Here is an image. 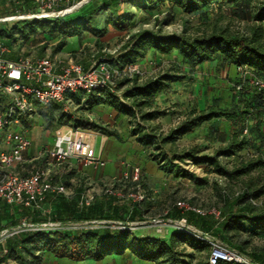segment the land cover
Returning <instances> with one entry per match:
<instances>
[{"label":"trees","instance_id":"trees-1","mask_svg":"<svg viewBox=\"0 0 264 264\" xmlns=\"http://www.w3.org/2000/svg\"><path fill=\"white\" fill-rule=\"evenodd\" d=\"M126 3H131V8H124ZM224 6H228L232 15L237 19L256 24L249 36L230 33L226 29H214L207 34L192 37L161 35L159 32L145 29L131 32L127 37L124 50L118 57L108 59L106 56L96 55L95 61L107 58L118 68L126 64H136L143 72V76L136 75L133 78H123L117 81L114 85V93L102 90L89 95H69L66 98V105L79 106L87 110L109 106L126 116L139 115V121L147 124L166 115L164 110L153 107L154 97L184 78L180 74L161 72L165 65L174 64L178 67L187 65L194 68L220 59L223 63L234 66L238 75V81L233 89V99L236 104L229 109L210 106L206 110L189 116L172 127L161 138L159 144H162L161 146L174 144L193 129L215 119L224 118L239 125L224 146L215 149L210 154L202 153L198 150L199 148L194 149L193 147L183 152L182 155L174 154L170 158H164L160 153L162 147L154 145L156 136L149 131L146 132V126L137 124L130 128L129 134L140 146L157 150V154L152 155V160L156 161L159 158L157 160L160 163L159 167L177 180L195 178L180 168L178 163L182 161L192 162L196 167L205 171L211 169L228 180H238L248 176L258 166L264 164L262 155L251 149L254 141H260L259 147L261 145L264 147V133L261 132L264 125L259 127V118L264 116V92L256 91L250 84L251 76L264 81V42H262L264 38V0H90L80 8L79 14L46 19L48 23L39 26L42 29L46 28L47 32L58 40L57 50L66 44L67 38L85 35L91 37L96 48L103 50L102 38L110 33L125 30L129 22L134 20L135 13L131 9L152 11L154 20L160 14H169L167 15L169 19L165 22L169 25L173 18V14H170L172 11L179 10L182 14L190 16L204 15L210 21V15ZM36 11V0H0V18ZM71 17H73L72 20L64 21ZM141 21L145 22V19L142 18ZM24 22L26 20L17 21L15 25ZM35 24L32 23L29 28L33 30ZM13 29L16 30L15 27ZM8 32L7 34V30H0V40L2 35L10 37L11 30ZM18 32L25 40L29 38L25 29ZM149 52L160 56L157 60L152 58L147 63L157 70V74L151 76L141 67ZM5 57L16 59L17 55L7 54ZM240 69L248 71L251 75L250 79L243 82L238 72ZM122 88L126 89L121 92ZM8 103V99L0 93V104L5 107ZM55 105L59 109L63 107L60 104ZM150 129L154 130L152 127ZM245 130L246 134H244ZM253 130L259 131L260 134L257 137L260 139L256 140ZM222 163H231L233 167L227 169ZM262 198H264V185L255 187L251 181H248L245 189L237 193L235 197L229 198L228 195H223L224 201L218 211V217L210 213L197 215L191 212L185 213L184 217L188 224L210 234L229 249L248 258L252 263L264 264V250L251 248L250 245L254 238L264 239V201ZM114 200L104 197L88 207L81 208L77 206L74 198L65 199L61 196L49 195L37 209L0 202V229L16 225L22 218H28L32 222H42L48 217L57 221H125L128 219L132 222L143 217V213L139 211L141 203L132 205L128 217H125L122 207L111 205ZM259 201H261L260 204ZM45 210L49 212L47 217L43 214ZM172 210L173 217L170 218L179 219L183 216L176 209ZM4 221L5 224H3ZM176 242L195 250L205 251L209 255L208 244L178 230L171 235L168 242L146 237L137 238L131 236L129 231L44 230L24 232L7 240L4 246L7 253L2 255L0 248V261L6 259L14 264H41L42 252L49 253L55 258H67L75 262L85 259L100 260L106 255L123 253L130 249L138 258L157 264H193L191 255H183L176 251ZM218 264L232 263L219 262Z\"/></svg>","mask_w":264,"mask_h":264},{"label":"rangeland","instance_id":"rangeland-1","mask_svg":"<svg viewBox=\"0 0 264 264\" xmlns=\"http://www.w3.org/2000/svg\"><path fill=\"white\" fill-rule=\"evenodd\" d=\"M124 8H131V3H126ZM131 10L133 13H135L134 20L129 22V25L125 30L117 33L113 32L116 33L117 36L105 43L104 48L110 52H108V54L104 52L107 55L118 57V55L124 50L126 46L127 37L131 32L137 31L139 29L152 30L154 32H159L161 35H178L184 37L207 34L214 29H226L230 33L249 36L253 27L256 25L251 21H242L241 19L234 17L228 6L217 9V11L210 15V21H208V18L204 15L190 16L182 14L179 10H175L170 12V14H173V18L169 22V25L165 24V22L169 19L167 16L169 14H160L154 20V12L152 11L144 12L143 10ZM79 11L81 10H75L68 16L77 15L79 14ZM27 13L25 12L17 14L26 15ZM142 18L145 19V22L141 21ZM72 19L73 17L66 18L64 21H69ZM36 21L38 22L26 20V22L16 25V21L0 23V30H7V34L9 33L8 31L11 30L10 37H6L5 35L1 36L0 43H2V46L5 49L4 53H7L8 51L9 53L16 54L17 59L29 58L32 60L50 56V50L57 48L56 44H54L57 39L53 38L50 33L47 32L46 28L42 29L39 26L43 23H48V20ZM32 23H36V26L33 27V30L29 28ZM13 27H15L17 31L13 29ZM24 29L29 36L27 40H25L22 34L18 32ZM86 40L88 41V38ZM262 42H264V38H262ZM86 50V56L91 54L96 56L98 52H101V50L95 46L87 48ZM73 61H75V59ZM164 71L168 72L169 68L167 67L164 69ZM125 89L126 88H122L120 91L122 92ZM2 109L3 105L0 104V110ZM169 113H173V111L169 109ZM103 115H107L106 117L109 121H116L117 127L115 130H113L112 128H108L106 123L101 122L103 127L101 132L103 134H94L93 131H95L98 127V124L94 125V118L99 119ZM123 116L125 115L119 116L109 106H103L101 112H97L94 109L87 110L79 106H68L65 112L64 110L57 108L54 104L51 107L49 106V108H38L32 119L29 121L24 120L22 122V125L28 131V138L31 143L29 150H31L32 153L30 157L25 160V162L18 166V169L16 168V172L19 174H27L34 168L40 167L50 173L54 183H58L60 174L59 170L61 167L56 166L54 163H48L45 157L37 160H31L32 156L35 157L43 149L53 146L55 141V132L57 130H60L63 133L68 129L78 127L84 130H90L92 132H86L83 141L84 143L89 144L92 149H94L95 157L101 158V160L106 163L107 166L96 169L95 171H92L91 168L85 166L86 168H89L84 170L86 175L85 177L81 176L82 172L79 170L72 169L67 171V174L63 176L65 177L64 181L66 182V185L68 187H72L73 189L77 187V190L85 193L93 189L92 193H94V203L95 201H99V198H104L101 196V192L105 187L113 186L116 188L118 186H124L126 193L133 191L134 185L128 183L123 185L122 183V173L124 168L121 163L125 162L130 165H139L140 169L142 170V178L139 187L146 199L140 204L139 207V211L143 213V217L140 218V220L132 221L134 223H138V225L133 227V230L129 231V234L137 238L146 237L166 242L169 241L171 235L178 229L172 226H163L162 228L154 226L155 222H153V220L166 219L167 217L163 214L173 202H176L177 200H183L190 205L199 208L205 213H212L213 211L218 213L219 209L223 205L224 194L228 195L229 198L235 197L237 193H240L245 189L248 181H251L255 187L264 185V164L258 166L248 176L238 180H228L219 176L211 169L205 171L196 167L192 162L182 161L181 163H178L180 168L187 171L195 178H190V180L184 181L183 185L178 184V189L173 190L174 194L171 192V194L168 195L165 192H161V187L163 184H167L170 174L165 173L159 167L160 163L157 161L159 158L156 161L150 160L148 158L150 156L152 157L153 154H157V150H153L152 147L141 148L142 146L133 140V137L128 135L127 126L130 128L137 124L140 126H146L145 131H149L156 136L154 142L155 146L162 145L159 144L160 140L164 136L163 134L168 132V129L160 133L159 130L162 128L163 120H155L152 123L143 124L139 121V115L127 116V118ZM123 118L125 120H123ZM180 121V115L178 117H173V119L170 121L171 127ZM164 124L167 126L166 121ZM150 127H152L154 130H151ZM261 132L264 133V127H262ZM253 133V136H256L257 140L260 134L259 131L253 130ZM188 140L178 143V145L175 147L176 154L182 155V153L188 149L187 145H192L193 141H195L193 140L190 142ZM260 143V141H254V145L251 149L261 154L262 160H264V149H262L264 147H262V145L259 147ZM164 146L165 148L168 147V149L171 147L169 144ZM183 146L186 148H184V150L180 149ZM193 147L194 149L199 148V151L205 150L204 144H200L199 142H197V144L191 148ZM171 148L170 152H172ZM222 164L227 169H231L233 167L231 163ZM92 172L97 178L96 181H98V185H93V187L86 181L90 175H93ZM146 177L152 182V185H148L146 182H143V180L145 181L147 179ZM170 180H173V178H170ZM154 190H158L159 193L155 194V200L151 201L149 198L154 194ZM96 197L98 199H95ZM262 201H264V198H262ZM260 202L261 201L258 203L260 204ZM113 203L114 205H119L120 207L126 205L128 210L131 209L132 205H135L129 200H114ZM126 215H129V211L126 213ZM45 216L47 217L48 214ZM126 220L131 222L128 219ZM5 223L6 222L4 221L3 224ZM250 245L251 248L255 247L264 250V239L254 238L251 240ZM175 249L183 255H191L193 257V264H205L207 262L208 255L205 251L195 250L188 247L187 245L179 244L177 242L175 243ZM46 254L47 253L42 252L43 259L46 258ZM42 264H48V259H46Z\"/></svg>","mask_w":264,"mask_h":264},{"label":"built area","instance_id":"built-area-1","mask_svg":"<svg viewBox=\"0 0 264 264\" xmlns=\"http://www.w3.org/2000/svg\"><path fill=\"white\" fill-rule=\"evenodd\" d=\"M8 1V0H6ZM90 0H36L37 11L26 15H13L0 18V23L17 22L23 20H46L65 17L75 10L82 8ZM5 49L0 43V93L9 103L0 110V201L8 205H19L24 208H40L47 196H61L65 199L74 198L78 207H88L93 203L94 196L86 193H75V190L65 184L54 183L50 180V173L36 167L26 175H20L14 170L24 162V154L31 143L28 131L22 125L23 120H30L36 114L38 107H48L53 104L66 105L69 95H89L102 90L114 93V85L123 78L143 76V72L136 64H126L118 68L107 58H100L84 69L73 59L65 63L48 57L32 60L20 58L10 61L2 57ZM243 82L250 79V73L238 70ZM250 84L258 92H264V81L252 78ZM240 89V87H237ZM86 131L82 128H71L66 132L57 130L52 147L43 149L38 157H45L49 163L63 165L72 160L87 167L103 168L105 163L95 157L94 149L84 143ZM247 131H244L246 134ZM33 160H37V158ZM124 171L122 183L134 185L131 192L126 193L124 186L105 187L101 196L117 200H129L133 204L143 203L146 199L139 187L142 171L139 166L121 163ZM173 207L183 216L179 219L166 218L153 220L154 226H172L187 235L208 244L209 255L207 264L226 262L232 264H254L245 256L229 249L218 239L202 232L188 224L185 213L205 215L206 213L183 200H177ZM49 215L48 211H43ZM215 217L218 213L214 211ZM138 223L127 220H82L57 221L49 217L42 222H32L22 218L16 225L0 229V248L2 255H6L7 240L24 232L35 231H68L106 229L113 231H131ZM5 264H14L6 260Z\"/></svg>","mask_w":264,"mask_h":264},{"label":"crops","instance_id":"crops-1","mask_svg":"<svg viewBox=\"0 0 264 264\" xmlns=\"http://www.w3.org/2000/svg\"><path fill=\"white\" fill-rule=\"evenodd\" d=\"M116 36H117L116 33H110L106 35L104 38H102L101 41L105 45L106 42L112 40ZM87 38H88V41L86 40ZM57 43H58V40L54 42V44H57ZM92 46L94 47L93 40L91 39V37H88L86 35L82 37L67 38L66 44L61 49H59L58 51H56L57 49L55 48L51 49L50 56H46V57L51 58V59L61 60L63 63H65L68 59H73V60L75 59V62L81 64L83 68L87 69L93 64L96 58V56H94L93 54L86 56V52H87L86 49ZM101 52L100 54L98 52L97 55L106 56L108 59L115 58V56L113 55L112 56L107 55L109 50H107L106 48L101 50ZM104 52H106L107 54ZM7 54H12V53H9L7 51V53H4L2 57L10 61H17L20 59V58L18 59L17 58L16 59L6 58L5 55ZM158 57L160 56H158L156 53L149 52L146 55V59L141 64V67L148 72L149 76L156 74L157 70H154L152 65L150 66L147 63L149 60H152V58L157 60ZM36 59H33V60H36ZM167 67L169 68L168 72L172 74L183 75L184 78L178 82L173 83L168 90L161 92L154 97L153 107L158 110H164L166 112L165 116H162L157 119L160 121L163 120L162 128H160L159 130L160 133L164 132L167 129L169 131L172 127L175 126V125H172L171 127L170 125L171 123L170 121L175 116L178 117L180 115L181 121H182L191 115H194L200 111L206 110L210 106H217L222 109H229L233 107L234 104H236V102L233 99V89H234L235 83L238 81V75L235 71L234 66L225 64L222 61H220V59H218L212 62L204 63L194 68L188 67L187 65H185L184 67H181V66L178 67V65L167 64L161 70V72H166L164 71V69H166ZM67 107L63 106L61 110H64L66 112ZM93 109L97 112H101L102 107H97V108L94 107ZM169 109L173 111V113H169ZM113 111L116 112L119 116L123 115V114L118 113L114 109ZM106 116L107 115H103L99 119L94 118V125L98 124L97 129L93 131L94 134H97V135L103 134L101 132L103 128L101 125V122L106 123V126L108 128H112L113 130L116 129L117 127L116 121H109ZM123 117L127 118L126 115ZM123 120L125 119L123 118ZM165 121L167 122V126H165L164 124ZM259 121H260L259 127L261 128V126L264 125V116L262 117L260 116ZM152 122L153 121L149 123H152ZM127 128H128L127 129L128 135H130L129 134L130 127L127 126ZM238 128H239V125H237V123L235 122L228 121L224 118L215 119L211 122L203 124L199 128L193 129L191 132H189L188 134L180 138L174 144H169V146L172 147V148L170 147L172 149V152H170L171 151L170 148L168 149V147L165 148V146H162L160 153H162V157L170 158L174 154H176L175 147L178 145V143L181 141L183 142L187 141L189 139L188 141L190 142H192L193 140L195 141H193L192 145H189V144L187 145L188 149H186V151L189 150L192 146H195L197 142H199L200 144H204L205 150H201L202 153L210 154L215 149L224 146L229 141L231 135L235 133V130H237ZM85 131L92 132L90 130H85ZM141 148H144V147H141ZM184 148L186 147L183 146L180 149L184 150ZM31 153L32 151L29 149L25 152L24 162L27 158L30 157ZM38 155L39 153L35 157L32 156L31 160H33V158L38 157ZM40 158H43V157H38L37 159H40ZM148 158L152 160L151 156ZM174 163H178V162L174 161ZM56 166L61 167V169L59 170L60 174H59L58 183L60 184L63 183L65 185H66V182L64 181L65 177L63 176L67 174V171L76 169L82 172L81 173L82 177H85L86 175H85L84 170L89 169V168H91L92 171L93 170L95 171L96 169H100V168L95 169L93 167L86 168L83 164L75 160H72L63 165H56ZM105 166H107L106 163H105ZM135 166H139V165H135ZM1 171L3 172L4 170L0 169V172ZM14 172H16V169L14 170ZM92 174L93 175H90V177L87 178L86 181L88 182L89 185H92L93 187V185H96V186L98 185V181H96L97 178L94 176L93 172ZM20 175H26V174H20ZM170 178H173V176L169 175V181L167 182V184H163V186L161 187L162 189L161 192H165L168 195L171 194V192L173 193V190L178 189V186L183 185L184 181H186V180L182 181V179L177 180L175 178H173V180H170ZM50 180L52 181L51 175H50ZM143 182H146V184L148 185H152V182L148 178L145 181L143 180ZM74 190H75V193H85V192H80L79 190H77V187H75ZM92 190L87 191L86 194L93 195L94 193H92ZM157 193H159V191L154 190V194L149 198V200L154 201L155 194ZM95 199H98V198L96 197ZM174 203L175 202H173L163 214L167 218L173 217L172 209H175L173 207ZM111 205L114 206V203ZM126 207H127L126 205L125 206L123 205L122 207L124 209L123 212L125 214V217L128 216L126 215V213L128 211L130 212L131 210V209L128 210ZM46 259H48V264H157L155 262H150V261H146V260H142L138 258L135 254L131 252L130 249L125 250L123 253H112V254L106 255L100 260L85 259L83 261L75 262L67 258H55L49 253L46 254V258L43 259L42 263H44ZM5 262H6V259H4L3 261H0V264H5Z\"/></svg>","mask_w":264,"mask_h":264}]
</instances>
